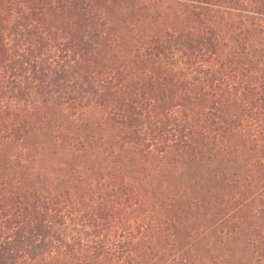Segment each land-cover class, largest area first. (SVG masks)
<instances>
[{
  "label": "trees",
  "instance_id": "1",
  "mask_svg": "<svg viewBox=\"0 0 264 264\" xmlns=\"http://www.w3.org/2000/svg\"><path fill=\"white\" fill-rule=\"evenodd\" d=\"M227 243L264 264V0H0V264Z\"/></svg>",
  "mask_w": 264,
  "mask_h": 264
},
{
  "label": "rangeland",
  "instance_id": "2",
  "mask_svg": "<svg viewBox=\"0 0 264 264\" xmlns=\"http://www.w3.org/2000/svg\"><path fill=\"white\" fill-rule=\"evenodd\" d=\"M78 118V128L85 127V121L90 122L96 119L94 116H79ZM40 157L37 158L40 171L49 173L59 166L61 162H65L64 159L59 155L57 158L51 157L48 151H44ZM142 188L147 189L146 186ZM203 244V242H201ZM212 254L219 256L225 264H244L246 260L250 257V251L243 247L242 245H237L234 243H227L222 245H216L213 249Z\"/></svg>",
  "mask_w": 264,
  "mask_h": 264
}]
</instances>
